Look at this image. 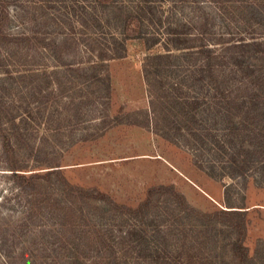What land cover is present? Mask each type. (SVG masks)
Instances as JSON below:
<instances>
[{
    "label": "trees",
    "instance_id": "1",
    "mask_svg": "<svg viewBox=\"0 0 264 264\" xmlns=\"http://www.w3.org/2000/svg\"><path fill=\"white\" fill-rule=\"evenodd\" d=\"M133 41L149 52V106L128 126L187 150L213 179L245 191L257 176L264 189V0H0V143L13 196L0 204L11 211H0V264H255L246 207L204 212L173 185L119 204L72 184L37 143L42 94L112 107L110 64Z\"/></svg>",
    "mask_w": 264,
    "mask_h": 264
},
{
    "label": "rangeland",
    "instance_id": "2",
    "mask_svg": "<svg viewBox=\"0 0 264 264\" xmlns=\"http://www.w3.org/2000/svg\"><path fill=\"white\" fill-rule=\"evenodd\" d=\"M14 4L9 6L11 15L16 11ZM13 27L18 29L15 25ZM148 53L141 42L133 41L128 44L127 56L110 64L112 107L102 99L97 107L80 108L81 100L73 92L74 106L65 104L73 98L69 95H64L55 105L46 102V94H42L45 103L41 106L40 123L33 121L39 131L37 143L43 144L44 154L53 163L62 166L72 184L97 188L119 204L137 207L145 200L149 189L173 185L193 207L204 212L238 209L229 208L232 205L246 207L250 219L246 245L255 264H263L264 189L256 187L262 183L259 177L255 176V181H251L245 191L237 180L228 176L213 179L194 165L187 150L171 145L151 131L128 126L134 118L141 120L139 111L149 106L142 74V61ZM54 68L50 63L48 73ZM35 105L32 103L31 109L37 117ZM123 105L127 107L125 113L118 114ZM6 161L0 143V200L3 199L0 204L13 197L12 183L3 175L8 166ZM28 161L31 169L32 162ZM8 207L0 206L2 215L11 213ZM12 215L13 220L20 218L17 213Z\"/></svg>",
    "mask_w": 264,
    "mask_h": 264
}]
</instances>
